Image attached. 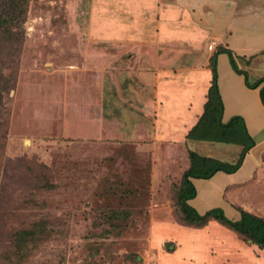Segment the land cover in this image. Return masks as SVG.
Instances as JSON below:
<instances>
[{"label": "rangeland", "instance_id": "obj_1", "mask_svg": "<svg viewBox=\"0 0 264 264\" xmlns=\"http://www.w3.org/2000/svg\"><path fill=\"white\" fill-rule=\"evenodd\" d=\"M17 29L18 41L0 35V264L234 261L198 249L200 233L224 231L180 224L175 196L187 148L233 163L242 146L180 133L203 110L218 45L236 65L217 53L219 92L220 54L245 85L264 78V0H29ZM262 156L225 199L264 217ZM111 209L130 215L110 220ZM41 220L44 237L18 256L13 234Z\"/></svg>", "mask_w": 264, "mask_h": 264}, {"label": "trees", "instance_id": "obj_2", "mask_svg": "<svg viewBox=\"0 0 264 264\" xmlns=\"http://www.w3.org/2000/svg\"><path fill=\"white\" fill-rule=\"evenodd\" d=\"M29 0H0V35L4 38L15 35L17 41L20 38V31L17 29L18 24L23 21L26 12V6ZM16 27V29H14ZM226 52L231 60L232 65L236 66L233 60L232 52L229 48L218 45L210 57L209 66L213 72L211 86L206 93V101L203 104V111L198 116L194 125L188 130L186 139L209 140L226 143H239L242 149L239 152L235 162L230 163L216 157L200 155L196 151L187 148V157L189 164L182 171L180 182L176 188L175 207L179 213L178 222L190 227L202 228L208 225L209 221L215 220L220 225L234 231L243 240H251L260 248L264 249V217L245 210L240 206H235L239 211L238 219L229 218L220 207H212L203 213H200L189 200L196 196V187L192 178H210L217 171L227 173L235 171L252 145L254 139L250 136L244 119L240 115L231 116L226 122L222 121L223 104L220 92L217 86L216 74V56L217 53ZM248 61V60H247ZM0 89L4 88L8 81L0 77ZM264 82V78H259L253 83L245 79V83L250 88H256ZM7 87V86H6ZM261 101L264 105V85L260 87ZM228 134L230 135L228 137ZM130 212L126 210H109L108 219L116 220L118 218L128 217ZM113 224V223H112ZM46 233V222L41 220L33 226L23 228L13 234L14 247L17 249L19 256L20 249L27 247L28 244L44 237ZM174 249L173 241H168L167 251Z\"/></svg>", "mask_w": 264, "mask_h": 264}, {"label": "crops", "instance_id": "obj_3", "mask_svg": "<svg viewBox=\"0 0 264 264\" xmlns=\"http://www.w3.org/2000/svg\"><path fill=\"white\" fill-rule=\"evenodd\" d=\"M145 7H147V5H145ZM170 7L179 10L178 6H170ZM126 8L127 6H125L124 10H126ZM150 9H153V10L157 9L160 12L162 10V8L161 10L157 8L155 3L153 6H151ZM146 10L147 9L145 8L144 12H146ZM130 30L131 29H129V32ZM218 58H219V63H220L219 66H221V62H222V65L226 63V65H224L225 67L228 66L224 70L225 72L219 75V80L222 81L220 82L221 86L219 87L220 94H221L222 100L225 103L224 110L222 113V120L226 121L231 116L236 115V114L242 116L250 136L254 139L255 145L246 153L243 163L240 169L238 170V172L232 173V174H228L222 171L216 172L210 179H207L208 182L207 183L205 182V185L203 183V185L205 186L204 188L207 191L206 192L207 194L205 195L204 189L198 190L196 196L190 199L189 203L192 206H194L200 213H203L206 210L214 206L220 205L221 207H224L225 214H227L229 217H231L232 214H235V219H238L240 217V213L233 206V204L240 206V207L242 206L240 205V203L230 202L231 206L234 207V208H231L228 203L229 201L225 199V196H226V192L233 186H243L244 183L249 181L254 175L258 163L263 160L262 153L264 152V106L260 98L259 90H260V87L264 85V83H262L257 88H248L244 84L242 76H239V75L236 76L235 73L233 74L232 70L230 69L229 64L227 63V60L225 59L226 58L225 55L220 54ZM227 71H229V73ZM182 112H185V111H181V114ZM201 112L197 111V112H192L191 115L189 114L190 122L187 125V127H185L184 133H180V139H182L183 142L186 141L183 139L184 135H186L188 130L194 125V123L196 122ZM157 113L161 114L160 111ZM171 115H169V113L163 116L160 115L161 117L157 119V122L163 125L162 131L164 132L168 131L167 124L168 122H170ZM191 117L193 119H191ZM206 156L213 157L212 155H206ZM248 159H251V164L249 165V167L246 166L247 167L246 168L245 165ZM225 161L227 160L225 159ZM188 164H189V161L187 162V165L185 164V167L183 168V170L188 166ZM242 168H246L247 170L243 171L242 174L240 175L238 173H241L240 171L242 170ZM192 181L194 185L197 186V184H200L203 181V179L192 178ZM201 193H204V194H201ZM229 211L231 212L230 214L227 213ZM212 227H213L214 232H216L215 230L221 227L224 231L222 233L224 234H217V233L209 232V233H205L203 237V235L200 233L195 238L198 239V241L204 240L207 245L197 246L199 250L202 249L205 253H208L209 251L210 253H213V254L214 253L217 254L220 252L223 254L222 260H225V261L226 259H228L227 257L223 259L225 256H229V258L232 256H233L232 258L235 257V260L234 259H233L234 261L231 260V262L228 264H241V262H243L241 261V255H240L241 253L248 255L247 257L250 258L249 262H247L248 264H264V249L263 248H260L257 244L253 243L251 240H247V243H245L241 236H239L234 231L228 229L227 227L226 228L222 227L219 224H216V226L214 225ZM186 239H188V237ZM208 239H210L211 241L215 240L214 241L215 244H211V241ZM206 258L208 259H205V261L207 262L210 261V264H214L213 263L214 256L206 257ZM239 261L241 262L238 263ZM218 264H222V261L218 262Z\"/></svg>", "mask_w": 264, "mask_h": 264}]
</instances>
